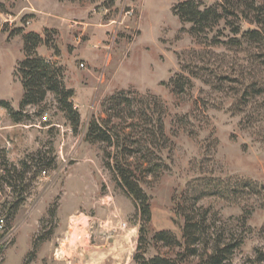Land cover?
Segmentation results:
<instances>
[{"label": "rangeland", "instance_id": "374dc122", "mask_svg": "<svg viewBox=\"0 0 264 264\" xmlns=\"http://www.w3.org/2000/svg\"><path fill=\"white\" fill-rule=\"evenodd\" d=\"M179 1L0 0V101L19 109L23 90L14 71L23 59V44L21 36L10 33L23 28L55 46L54 62L64 69L65 87L74 90L72 103L80 116L73 134L52 95L27 108L29 119L21 124L0 108V154L13 165L34 155L51 161L50 169H31L21 195L0 185V264H25L32 254L30 264H135L139 218L134 204L105 168L102 146L84 140L90 118L103 117L102 104L121 90L155 96L167 109L169 143L162 156L168 169L143 187L150 198V235L169 230L180 238L183 221L175 216L174 203L198 178L238 176L264 185L261 99L233 111L239 85L221 84L209 73L244 84L264 80V51L248 44L232 49L199 44L187 33L190 25L173 15ZM226 36L231 37L228 31L220 40ZM37 53L54 55L45 46ZM182 66L199 77L191 78L190 91L176 96L169 81ZM21 198L9 217V208ZM202 205L212 207L217 224L244 237L227 264H259L264 209L257 200L244 207L214 199ZM245 214L244 228L238 219Z\"/></svg>", "mask_w": 264, "mask_h": 264}, {"label": "trees", "instance_id": "16d2710c", "mask_svg": "<svg viewBox=\"0 0 264 264\" xmlns=\"http://www.w3.org/2000/svg\"><path fill=\"white\" fill-rule=\"evenodd\" d=\"M172 12L181 25H190L187 33L199 44L202 43L199 41L204 40L208 46L221 45L229 49L248 44L264 51V0H180ZM245 24L253 28L244 30ZM224 31H228L231 37L226 36V40L222 41L220 39ZM10 35L22 38L23 59L17 63L14 74L20 81L23 95L18 111H14L5 101H0V108L7 112L13 123L21 124L29 119L27 108L41 106L52 95L58 110L71 125L72 133L77 134L80 116L72 103L74 90L65 87L64 69L54 62L53 57L58 55L55 46L47 37L43 38L35 32H24L23 28L13 30ZM41 46L51 48L54 55L50 58L38 55L37 49ZM209 73L221 84L239 85L240 89L235 94L238 101L233 111H243L240 110L242 107L257 98L261 99L260 107L264 110V80L244 84L227 74ZM198 77L195 70L182 66L181 73L169 81L171 92L176 96L184 95L193 88L191 78ZM200 80L212 85L208 78ZM101 108L103 117L90 118L84 140L102 146L105 168L134 204L139 218L134 263H229L241 248L244 237L228 225L217 224L212 207H205L202 203L214 199L231 206L244 207L257 200L259 207L264 209V185L238 176L221 178L209 175L198 178L194 184L187 186L174 203V214L183 221L179 227L180 238L169 230L150 235V198L143 187L157 180L168 169L162 156L169 143L165 133L167 109L155 96L122 90L105 100ZM185 119L187 116L179 121L184 122ZM0 155V185L7 186L19 195L25 191L27 176L32 168L51 167V161L40 155L29 156L18 165L10 164L5 153L1 152ZM20 200L9 208V217L16 213L23 198ZM246 214L238 219L244 228ZM151 248L156 253L148 256ZM33 259L32 254L25 264H30ZM256 261L264 263V250H257Z\"/></svg>", "mask_w": 264, "mask_h": 264}, {"label": "built area", "instance_id": "2783aa9c", "mask_svg": "<svg viewBox=\"0 0 264 264\" xmlns=\"http://www.w3.org/2000/svg\"><path fill=\"white\" fill-rule=\"evenodd\" d=\"M5 22H7V20H5ZM26 24H27V25H29V24H30V22H29V21H26ZM1 223H2V221H1Z\"/></svg>", "mask_w": 264, "mask_h": 264}, {"label": "crops", "instance_id": "0c3cea01", "mask_svg": "<svg viewBox=\"0 0 264 264\" xmlns=\"http://www.w3.org/2000/svg\"><path fill=\"white\" fill-rule=\"evenodd\" d=\"M37 12V11H36ZM36 14V13H35ZM48 58H50V56L48 57Z\"/></svg>", "mask_w": 264, "mask_h": 264}]
</instances>
